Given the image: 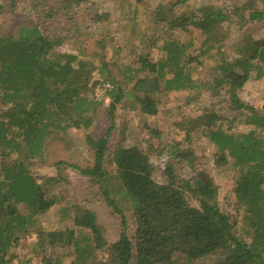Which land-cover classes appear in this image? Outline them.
<instances>
[{"label":"trees","instance_id":"16d2710c","mask_svg":"<svg viewBox=\"0 0 264 264\" xmlns=\"http://www.w3.org/2000/svg\"><path fill=\"white\" fill-rule=\"evenodd\" d=\"M18 1L0 0V13L7 8L14 12ZM184 1L156 5L152 23L154 29L156 25L166 24L172 29L198 34L201 41L197 51L205 58H210L214 49L218 59L213 65L212 86L208 85L214 88V94L218 93L217 87L233 94L242 87L249 71L254 72L255 79L264 76V43L243 44L239 55L231 58L221 49L217 14L201 10L198 16H174V7ZM30 2L35 10L36 2L42 6L41 10L32 11L37 19L28 10L15 33H0V264H25L32 255L53 245L70 249L67 253L73 260L69 264H198L201 261L264 264V113L240 108L233 102L230 117L210 112L204 122L203 132L214 147L217 161L228 157L230 170L239 171L233 180L234 203L242 208L244 221L238 228L229 213L220 207L218 187L211 175L202 171L189 176L179 174L178 166L188 160V154L177 149V143L171 149H155L159 156L168 155L165 181L155 179L149 153L135 144L116 143L112 149L108 148L115 109L122 105L127 92L108 67L107 45L97 41L99 51L94 53L82 46L89 24L107 16L90 11L96 3L92 0ZM84 2L89 10L85 8L86 14L81 18L77 9ZM127 4L130 7L127 21H133L135 8L131 6L137 5H131L130 1ZM65 42L74 44L76 52L60 53L57 48ZM185 44L193 45L192 40ZM161 49L162 56L144 67L152 74L150 88H139L141 95L138 91L131 95L142 112H150L154 107L152 96L160 90L169 92L196 86L189 72L191 60L185 52L186 46L166 39ZM94 59L101 63L96 67L99 74L106 73L107 80L113 84V89L106 93L109 126L105 134L96 138L85 136L92 151L100 195L120 217L119 234L110 242L103 236L92 210L70 204L54 192L61 182L60 176L48 175L39 181L31 171L34 159L45 157L51 145L66 147L70 143L71 129L85 132L91 127L94 108L103 104L90 95L91 85L98 80L90 75ZM123 70L127 80H132L130 68L125 65ZM146 78L144 75L136 79L133 87L143 84ZM237 125L247 129H237ZM150 130L158 136L155 129ZM55 164L62 166L65 162ZM80 172L91 174L88 168ZM46 197H52L57 206L63 203L59 209L70 214L63 227L49 230L34 227L36 215L48 207ZM126 211L130 212L131 223ZM76 230L89 234L88 244L79 242L85 237ZM28 236L34 239V248L25 258L20 252L14 253L13 248L19 242L25 245ZM42 259L39 262L46 263Z\"/></svg>","mask_w":264,"mask_h":264},{"label":"rangeland","instance_id":"374dc122","mask_svg":"<svg viewBox=\"0 0 264 264\" xmlns=\"http://www.w3.org/2000/svg\"><path fill=\"white\" fill-rule=\"evenodd\" d=\"M96 3L92 13H105L107 16L99 22L89 24L88 36L82 46L90 53L99 51L97 41L107 45L106 60L108 67L115 78L124 84L126 95L122 105L118 104L115 109V124L108 135V148L112 149L119 143L121 145L135 144L139 149L149 153L152 175L158 181H165L167 178L168 155H158L155 149H171L172 144L177 143V149L188 154V160L181 162L178 172L182 176L195 175L202 171L211 175L218 187L217 199L221 208L228 213L231 221L236 227H241L242 208L236 207L233 180L239 171L230 170L227 158L217 161L213 153L214 147L207 140L204 129L206 116L215 112L221 117H230V107L233 102L240 108H247L259 113H264V76L258 79L253 78L254 72L248 73L242 87L236 89L233 94H228L226 88L217 87V94H214L212 77L214 74L213 65L217 62L218 55L213 54L210 58L199 55L197 48L201 41L198 34L182 28L172 29L170 26H153V13L156 5H166L174 0H92ZM127 1H130L132 8H135L133 21H127L129 8ZM35 4V3H34ZM36 10L30 0H19L14 12L9 8L0 13V33L9 31L15 33L18 25L26 18L28 10L36 20V14L32 11L41 10L42 6L36 2ZM6 8V6H5ZM89 7L82 3L77 11L82 18ZM214 12L217 14L216 30L221 35V49L231 58L239 54V47L247 43H256L257 46L264 43V0H185L174 7V16L184 15L198 16L202 12ZM254 11V15L250 12ZM85 13V14H84ZM60 23L64 19H60ZM223 35V36H222ZM166 39H171L186 46L185 52L190 57V75L196 86L176 91L160 92L154 94V107L150 112L141 111L137 102L133 101L132 93L139 92V88H150L151 73L146 72L144 67L153 62L154 59L162 56L161 45ZM189 40L193 45L187 46ZM218 40V39H217ZM218 42H214L217 44ZM60 53H75L76 46L72 43H62L58 48ZM99 59H94V66L90 71L92 78L98 80L91 85L90 95L103 104L93 110L91 129L81 131L71 129L69 132L70 143L63 147L60 144L51 145L45 151V157L35 158L31 171L36 179L42 181L45 176H60L61 182L55 186L54 192L61 194L62 198L70 204H76L92 210L97 216V221L102 227L103 236L107 242L117 238L121 228L120 217L112 212L100 195V188L96 182L95 168L93 166L92 151L85 142V136L90 134L93 137H100L105 134L109 126L106 113V105L109 102L107 91L113 89V84L107 80L106 73L99 74ZM130 68L132 80L128 81L124 68ZM214 70V71H213ZM146 75L143 84L133 87L134 81ZM108 82L110 87L103 89V84ZM209 83V84H205ZM141 95V93L139 92ZM235 125V124H232ZM150 129H155L158 136L152 135ZM237 129L246 130L247 127L237 125ZM151 149L154 152H150ZM56 161H64L65 164L58 166ZM229 161V159H228ZM176 166V164H174ZM107 169L110 165L105 164ZM90 169L91 174L85 175L80 169ZM59 191V192H58ZM55 197L59 198V195ZM45 203L48 207L44 212L36 215L37 229L49 230L63 227L70 214L62 212L59 208L63 204L56 205L52 197H46ZM127 220L131 223L130 212H125ZM80 236L85 238L79 242L88 244L89 234L86 231L76 230ZM130 229L128 234H130ZM33 237V235H32ZM28 236L24 240L25 245L15 246L13 252H20L21 256L28 257L34 248V239ZM93 245V242H90ZM70 249L53 245L39 251L36 256L30 258L25 264H41L39 259H46L44 264H69L73 260ZM20 255V254H19ZM42 259V260H43ZM198 264H207L199 262Z\"/></svg>","mask_w":264,"mask_h":264},{"label":"built area","instance_id":"2783aa9c","mask_svg":"<svg viewBox=\"0 0 264 264\" xmlns=\"http://www.w3.org/2000/svg\"><path fill=\"white\" fill-rule=\"evenodd\" d=\"M109 87H110V85H109L108 82H106V83L103 84V89H108Z\"/></svg>","mask_w":264,"mask_h":264}]
</instances>
